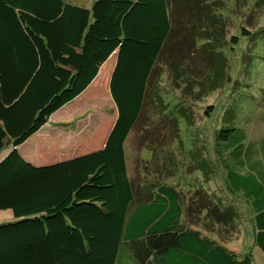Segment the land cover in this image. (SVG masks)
<instances>
[{
  "label": "trees",
  "instance_id": "16d2710c",
  "mask_svg": "<svg viewBox=\"0 0 264 264\" xmlns=\"http://www.w3.org/2000/svg\"><path fill=\"white\" fill-rule=\"evenodd\" d=\"M191 7L190 0H94L89 7L0 0V211L12 214L0 223V264H264V98L236 115L245 95L230 74L222 101L204 108L212 122L206 130L187 125L180 99L158 97L185 152H196L195 169L215 167L226 199L239 203L228 208L227 219L248 220L244 250L230 248L220 233L188 225L189 208L168 183L137 184L127 173L124 143L154 102L153 72L176 23H188L194 50L224 57V35L202 16L189 23ZM240 32L263 37L264 26ZM237 43L230 33L228 50ZM111 55L115 117L103 145L53 164L24 159L17 147L79 96ZM253 119L260 131L255 140ZM212 207L199 210L225 224Z\"/></svg>",
  "mask_w": 264,
  "mask_h": 264
},
{
  "label": "rangeland",
  "instance_id": "374dc122",
  "mask_svg": "<svg viewBox=\"0 0 264 264\" xmlns=\"http://www.w3.org/2000/svg\"><path fill=\"white\" fill-rule=\"evenodd\" d=\"M63 1L89 7L94 0ZM180 1L183 3L186 0ZM190 1L191 8L196 13H192V20L189 23L196 22L197 17L202 16L205 20L203 23L207 22L217 30V33L221 32L224 35L222 45L224 60L219 55L194 50L193 34L190 33L192 29L182 19L176 23L159 65L153 72L150 94L154 102L146 105L145 111L124 143L127 173L137 184L162 181L171 185L189 208L190 214L186 219L188 225L197 226L205 232L209 231L214 236L221 234L230 248L241 250L240 248H243L251 237L248 220L231 223V220L227 219L228 208L233 206L237 208L239 203H236L234 196L230 200L226 199L228 195L220 178V171L217 172L215 167L195 169L197 165L195 166L193 159L196 152L190 154L183 149L181 141L177 139L178 135L175 134L174 123L161 115V110L166 109V105H162L158 94L180 99L189 114L187 125L197 131L201 127L205 130L210 128L212 122L210 118H205L204 108L222 101L223 91L227 89L222 82L227 74L231 75L233 82L238 84L237 88L246 96H241L242 103L237 110L235 106L236 115H241L244 110L249 111L248 108L251 104L254 105L258 97L264 98V36L256 35L250 39L240 32L242 27L253 32L264 26V0H205L204 5L200 6L198 4L202 0ZM185 5L187 6L186 3ZM212 12L216 13L217 20L214 19ZM230 33L238 36V43L229 51L227 41ZM226 63L228 68L225 69ZM92 95L89 93L76 101L70 120L73 123L83 121L86 133H91L96 125H101L99 131L102 137L112 122L107 116L109 110L105 108L108 106V97L104 92L95 97ZM249 95L252 98H247ZM247 100L249 106L245 109ZM73 123L69 125L71 131L64 137L55 133L54 139L57 143L64 141L65 144L67 141L65 136H68L71 141L78 138L83 147L90 144L91 142L87 140H92L93 136L83 138L81 131L75 133L72 131ZM249 126V137L255 140L260 135L258 124H255L253 119ZM43 130L44 135L52 132L50 127H44ZM187 135H191L189 130ZM94 139L96 140V136ZM147 191L141 189V192ZM207 204L212 205L213 210L218 212L215 214L227 219V222L217 224L208 220L205 210H199L201 206ZM5 219H0V222Z\"/></svg>",
  "mask_w": 264,
  "mask_h": 264
},
{
  "label": "crops",
  "instance_id": "0c3cea01",
  "mask_svg": "<svg viewBox=\"0 0 264 264\" xmlns=\"http://www.w3.org/2000/svg\"><path fill=\"white\" fill-rule=\"evenodd\" d=\"M114 55H111L107 61L101 66V69L99 70L97 76L95 79L88 85V87L74 100H72L70 103L64 105L62 108L54 112L50 118L49 121L35 134H33L31 137H29L23 144L17 147L18 152L21 154V156L28 160L29 162L35 164V165H42V164H53L57 162H61L64 160H68L70 158H73L78 155H82L94 150L99 149L106 138V135L114 121L115 113H114V106L111 101V97L108 90V83H109V75L112 69V66L114 64ZM106 88L104 89V87ZM105 93L107 95L108 100V106L107 108L109 110V116L111 118V124L108 128L107 132L101 137L99 128L101 125H96L95 128L93 127V131L91 133H86V126L83 123V121H76L75 123L71 122V117H73L71 114L74 112V105L76 101L81 99L87 94H93L92 96L99 95L101 93ZM112 105V107H111ZM73 123L72 131L76 133V131H81L83 133V138H89V136H93V139H88L87 141L91 142L87 146L83 147L81 146V142L78 138H76L74 141H71L68 139V136H65V139L67 140L64 144V141L60 144L57 143V141L54 139L55 133L58 135H61L64 137V135L71 131L69 127H64L62 125H56V124H71ZM93 124V123H92ZM44 127H50L51 129V135L50 134H42V131H44ZM90 127V126H89ZM68 128V129H67ZM96 134V135H95ZM96 136V140L94 137ZM6 218L4 221H9L12 219V214L9 210L0 211V219ZM3 222V221H2ZM241 251L244 250L243 248H240ZM235 250V249H234ZM239 251V250H238Z\"/></svg>",
  "mask_w": 264,
  "mask_h": 264
},
{
  "label": "water",
  "instance_id": "95a60500",
  "mask_svg": "<svg viewBox=\"0 0 264 264\" xmlns=\"http://www.w3.org/2000/svg\"><path fill=\"white\" fill-rule=\"evenodd\" d=\"M1 223V222H0Z\"/></svg>",
  "mask_w": 264,
  "mask_h": 264
}]
</instances>
